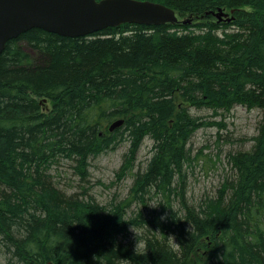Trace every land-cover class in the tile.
<instances>
[{
	"label": "trees",
	"instance_id": "16d2710c",
	"mask_svg": "<svg viewBox=\"0 0 264 264\" xmlns=\"http://www.w3.org/2000/svg\"><path fill=\"white\" fill-rule=\"evenodd\" d=\"M147 1L174 10L178 23L123 24L77 38L35 28L6 43L0 56L6 264H264V0ZM219 11H233L230 22H219ZM234 105L261 113L253 144L229 156L231 175L215 196L191 204L188 142L200 128L220 124L190 109L217 115ZM117 121L122 125L110 131ZM145 139L152 142L150 158L134 172ZM123 143L117 175L132 177L125 198L99 205L83 197L86 191L56 186L63 164L87 184L90 159ZM130 226L146 241L145 255L135 254Z\"/></svg>",
	"mask_w": 264,
	"mask_h": 264
},
{
	"label": "rangeland",
	"instance_id": "374dc122",
	"mask_svg": "<svg viewBox=\"0 0 264 264\" xmlns=\"http://www.w3.org/2000/svg\"><path fill=\"white\" fill-rule=\"evenodd\" d=\"M45 105L48 106V103L45 102ZM190 113L207 123L220 124L200 128L187 145L190 153V163L186 165L187 199L191 204H198L201 199L215 196L223 181L230 177L229 156L251 148V140L256 134L261 113L256 108L250 109L242 105H234L229 113L219 112L217 115H213L208 109L191 108ZM151 145L150 139L144 140L136 156L134 172L145 167L150 158ZM126 149L127 144L123 143L112 151L90 159L87 184H79L68 166L63 164L55 173L56 186L66 193L81 194L86 191L83 197H90L99 205L125 198L132 184V177L120 179L117 171ZM0 264H6L1 252Z\"/></svg>",
	"mask_w": 264,
	"mask_h": 264
},
{
	"label": "water",
	"instance_id": "95a60500",
	"mask_svg": "<svg viewBox=\"0 0 264 264\" xmlns=\"http://www.w3.org/2000/svg\"><path fill=\"white\" fill-rule=\"evenodd\" d=\"M232 12L219 11L215 17L230 22ZM176 23L174 10L147 0H0V56L8 41L35 28L77 38L123 24L151 27ZM121 125L122 121H117L109 130Z\"/></svg>",
	"mask_w": 264,
	"mask_h": 264
},
{
	"label": "clouds",
	"instance_id": "9594fccd",
	"mask_svg": "<svg viewBox=\"0 0 264 264\" xmlns=\"http://www.w3.org/2000/svg\"><path fill=\"white\" fill-rule=\"evenodd\" d=\"M158 206H159V205H157V206H155V207H152V208H156V207H158ZM141 208H142V207H141ZM160 220H161V222L166 221V220H167V216H166V215L161 216V217H160ZM144 225H145V227L148 229L147 225H146V224H144ZM148 230H149V229H148ZM130 231L134 234V240H135V244H134V252H135V254H137V253H141V252H142V253L145 255L146 252L148 251L146 241L143 240V239H137L136 232L132 229L131 226H130ZM149 231H151V230H149ZM152 232H153V231H152ZM154 233H158V234L164 236V235L160 232L159 229H157ZM164 237H165V236H164ZM166 238L169 239V240H171L172 243H173V245H174L176 248H180V244L175 243L176 237H175L174 235H171V234H170V235H168ZM120 262H121V264H131V261H129L128 259H120Z\"/></svg>",
	"mask_w": 264,
	"mask_h": 264
}]
</instances>
